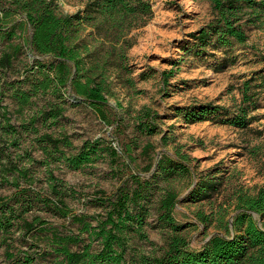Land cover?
Instances as JSON below:
<instances>
[{
    "label": "rangeland",
    "instance_id": "1",
    "mask_svg": "<svg viewBox=\"0 0 264 264\" xmlns=\"http://www.w3.org/2000/svg\"><path fill=\"white\" fill-rule=\"evenodd\" d=\"M87 1L60 0V7L64 13H75ZM151 3L153 16L129 35L134 45L128 50L132 72L126 77L133 78L134 85L115 84L114 95L108 98L107 120L85 100L70 94L61 98L52 95V91L39 93L33 103L21 107L14 99L16 90H29L33 81L42 78L32 67L37 60L48 62L50 57L42 58L29 48L12 55L14 49L4 48L0 42V126L9 122L19 131L14 139L0 129V148L4 154L0 162V206L8 202L9 207H15L13 225L0 235V264H24L26 256L33 258L31 264H55V258L46 252L56 232L60 236H79L80 243L73 246L75 250H83L90 243L98 249L99 240L83 232L81 220L98 224L106 215L109 198L114 197L129 175L139 173L150 179L157 160L165 155L188 156L191 174L153 182L154 195L143 233L133 231L124 237L126 264H145L146 257L165 252L170 231L159 222L157 208L166 188L176 190L179 199L182 198L175 208V218L186 226L183 234L189 238L190 247L199 249L217 232L218 214L223 207L224 212L232 213V219L236 195L255 194L264 186V9L259 21L247 26L246 43L233 42L217 50L208 47L205 55H196L190 34L216 18L211 0H151ZM4 51L11 55L12 61H2ZM223 61L227 64L219 69ZM170 71L173 73L166 78ZM248 80L250 93L259 103L258 109L250 111V116L256 119L246 129L222 123V119L229 117L225 112L233 115L240 106L248 104L243 93ZM195 104L225 109L219 115L192 124L176 116L177 106ZM53 106L57 107L55 110L61 108L62 113L56 119L45 120L41 113L49 112ZM144 108L157 114L156 134H144L138 128ZM37 116L41 118L34 119ZM42 134L63 140L59 148H50L53 155L40 146L38 139ZM89 140L110 144L117 149L118 156L104 153L81 169L69 168L63 154L78 152ZM25 168L29 172L18 175ZM51 174L67 186L69 195L65 200L69 213L62 217L35 203L24 217L32 221L34 216H40L43 223L28 230L19 219L24 212L22 204L29 195L49 196L46 188ZM206 175L223 179L220 191L211 200L185 202L189 192ZM24 189L28 195L21 197ZM199 211L216 221L206 227L197 217Z\"/></svg>",
    "mask_w": 264,
    "mask_h": 264
},
{
    "label": "trees",
    "instance_id": "2",
    "mask_svg": "<svg viewBox=\"0 0 264 264\" xmlns=\"http://www.w3.org/2000/svg\"><path fill=\"white\" fill-rule=\"evenodd\" d=\"M211 2L216 18L190 34L195 41L193 46L196 55H205L208 47L217 50L229 47L233 42L246 43L247 26L256 24L264 9V0ZM247 14L249 17L246 19ZM152 16L151 0H88L75 13H64L60 0H0V42L5 45L4 48L8 46L14 49L12 55L16 56L23 48H29L42 58L50 57L48 62L36 61L32 69L42 78L33 81L29 90L18 88L14 99L21 107H25L33 103V98L41 92L52 91V95L61 98L70 94L85 100L107 120L109 115L106 107L108 98L114 95L115 84L127 87L134 85L133 78L126 77L132 72L128 66V50L134 45L129 35ZM2 61H12L11 55L4 51ZM226 64L223 61L219 69ZM172 73L168 72L166 78ZM250 83L249 80L244 83L243 92L244 101L248 104L240 106L233 115L225 112L229 117L222 119V123L246 129L256 119V116H250V111L258 109L259 103L250 93ZM55 109L57 107L53 106L49 112H42L41 116L44 114L42 117L45 120L56 119L62 110ZM223 109L212 104H195L177 106L175 113L185 123L192 124L208 120L213 114L219 115ZM141 113L138 120L140 131L148 135L156 134L158 126L154 117L157 114L148 108L142 109ZM41 116L34 119L39 120ZM1 125L0 129H4L6 134L14 139L18 137L16 126L9 122ZM38 141L45 153L53 155L50 148H59L63 140L42 134ZM124 151L127 153V150ZM104 153L118 156L117 149L110 144L89 140L84 142L78 152L63 154L62 158L69 168L78 170L95 162ZM3 155L0 148V162ZM188 159L182 153H178L176 158L165 155L158 160L150 179L139 173L130 174L114 197L109 198L104 219L95 226L81 220L83 232L99 240L98 249L90 243L83 250H75L73 246L80 243L79 236H60L56 232L52 235L50 250L46 254L55 258V264H126L124 237L133 231L143 233L150 212L149 203L154 195L153 182L191 174ZM28 172L29 168H25L19 170L18 175ZM223 184L221 177L206 175L200 178L184 201L198 203L211 200ZM46 191L49 196L40 194L31 198L32 195H29V198L23 199L24 212L19 219L28 230L36 223H43L40 216H34L32 221L24 217V213L32 210L35 203L42 204L47 211L62 217L69 213L65 200L69 193L62 180L51 174ZM27 195V189L21 191V197ZM178 201L179 194L172 188H166L159 198L158 220L169 229L170 236L165 252L146 257L145 264H264V186L255 194L241 192L236 195L232 204V219V213L224 212L226 210L221 206L217 233L199 249L190 247L189 238L183 234L186 226L175 218ZM9 206L8 202L0 206L3 209L0 212V235L13 225L11 218L15 207ZM197 217L206 227L215 220L203 211H199ZM32 261L33 258L26 256L24 264H31Z\"/></svg>",
    "mask_w": 264,
    "mask_h": 264
},
{
    "label": "water",
    "instance_id": "3",
    "mask_svg": "<svg viewBox=\"0 0 264 264\" xmlns=\"http://www.w3.org/2000/svg\"><path fill=\"white\" fill-rule=\"evenodd\" d=\"M159 160V159H158ZM158 160L156 162V164L158 163ZM182 198L179 199V201L181 200ZM255 216H258L257 213H254ZM259 222L261 223V217H259ZM232 226V232L233 234H235V231H234V228H233V225ZM217 233V232H216ZM216 233L212 234L211 236H209L207 239H206V242H208ZM219 234H222L220 232H218Z\"/></svg>",
    "mask_w": 264,
    "mask_h": 264
}]
</instances>
